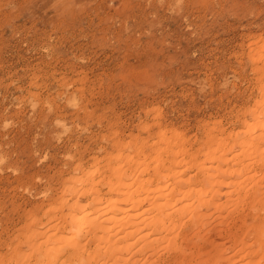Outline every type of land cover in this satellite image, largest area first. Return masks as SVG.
I'll return each instance as SVG.
<instances>
[{
	"label": "rangeland",
	"instance_id": "1",
	"mask_svg": "<svg viewBox=\"0 0 264 264\" xmlns=\"http://www.w3.org/2000/svg\"><path fill=\"white\" fill-rule=\"evenodd\" d=\"M263 40L264 0H0V264H264L261 173L259 195L223 196L200 224L183 213L170 230L145 227L128 251L105 256L90 233L81 249L65 242L72 202L111 197L123 170L130 183L129 157L149 156L140 177L166 169L151 162L160 133L202 161L200 144L241 129Z\"/></svg>",
	"mask_w": 264,
	"mask_h": 264
},
{
	"label": "bare ground",
	"instance_id": "2",
	"mask_svg": "<svg viewBox=\"0 0 264 264\" xmlns=\"http://www.w3.org/2000/svg\"><path fill=\"white\" fill-rule=\"evenodd\" d=\"M254 55H257L256 58H253L252 56L253 62L255 63H257L259 59L264 58V45L258 47V50L254 51ZM255 68L259 73L258 82L260 84V89H257L259 90V94L256 99H253L255 100L253 101L254 104L244 112L241 120V129L237 131L233 137L232 135L228 137L223 136L220 138H214L212 142L210 140L200 144L195 150V153L201 152L204 159L199 161L197 159V154H194V152L188 153L189 149L186 144L181 143L178 145L179 138H175V142H169L170 140L167 139L168 137L165 136V133H160L161 138L158 142H161V145L157 142L154 143L157 150H155L154 153L152 152V161H150L153 164L152 167L160 165L165 167L167 165L166 169H152L153 172H155L154 175L156 174L155 181L150 179V176L148 178L140 177V174L148 168V162H146V160L149 159V156L140 155L142 157H135V160L129 157L126 160L125 165L127 167L132 166L134 171H138L137 175L134 173H129L127 175L132 178L130 183H125L122 180L126 172L123 170L119 175L116 174V181L109 185L110 189L108 190L112 192L111 197L102 199L98 198L97 195H92L93 197L86 203H80L78 199L73 201L70 206L73 211L69 212V215L65 220L68 227L67 231L69 232V236L65 238V242L70 243L69 247H71L73 251L80 248L81 243L83 242L80 243L79 239L90 233V236L91 234L93 235V239L90 238L93 241L96 239L97 245H99L100 242H104L105 245H101L105 247V251L103 252L105 256H108L106 254L110 253L112 255L118 249L119 252L127 250L128 247L138 238L135 239L134 242L128 244L123 241L135 232L137 233V231H140L143 228L145 229V227L150 226L152 231L158 230L159 232L162 229L164 230V228L169 229L171 227V222H173L176 217L175 215L181 216L182 214L183 217L185 215H183V213H189L191 216L190 218L186 215V217L189 218L188 220L197 221L199 217H201L200 219L202 220L204 214L199 212V210H206V208L212 206L215 211L219 205L216 200L221 199L223 196L225 197L224 202H222V206L224 207L229 200L236 197H231L235 193L236 195L240 193L242 194L243 191L246 192L253 189V193L256 195L258 193L256 185L259 180L256 176L261 173L262 177L260 180H262L264 176V81L262 82L264 79V61L260 66ZM212 145L214 147H212ZM234 148H236L237 151L232 155L227 156V153L231 152ZM199 155L200 154L198 153V156ZM114 158L115 156H111L109 159L113 160ZM179 165H183L185 168L184 171L177 170V166ZM194 167H197L201 172L199 174L200 177L197 174L183 177L182 174L184 172L189 171ZM119 168H115L113 171L120 172L118 171ZM128 171L130 170L128 169ZM151 175H153V173ZM190 186L201 187L202 189H205L206 192L204 191V193L201 194L195 188L190 189ZM92 194L97 193L93 191ZM189 198L190 201H186L180 205L183 200ZM172 199L175 200V203H171V201H173ZM147 200L149 201V205L146 206V208H140L135 211V206H139L145 202L147 203ZM233 200L235 201V199ZM222 206L220 205L221 208H223ZM210 215L211 214H209V216ZM138 216L141 217L138 218ZM180 216H177L175 221L178 220ZM206 216L208 217L207 214ZM222 217L224 216H221V218ZM122 220H127V222H129L126 231L122 230ZM103 222H106L108 225H102L101 223ZM198 222L199 221H197V223ZM200 222L198 224H200ZM138 224H143V227H137ZM202 224L203 222L201 225ZM117 226L119 229L122 228V233L120 234L121 236L119 235V237L117 236L116 238L114 235V237L118 242H123L122 246L114 245L117 241H114L113 237V240H111V235L115 232L113 229L116 230L117 228V232L119 230ZM111 230L113 231L112 233H110ZM152 231L143 233L140 237H147ZM88 237V240H86V238L84 239V245L92 242ZM111 241L113 243H111ZM146 244L148 245L149 243ZM97 245L96 247H98ZM142 246L144 247L145 245L141 244V247ZM59 247L60 246L57 245L56 249L58 250ZM98 248L99 250H97V253L98 251L100 252L101 247ZM101 250L103 251L104 249ZM50 253L55 254L56 250H53ZM71 253L70 256L72 255ZM76 253H78V251ZM108 258H106V260ZM119 258L121 259L122 264H125L123 262H126L127 259H124L123 261V258L120 256L112 258V260H114L113 262L115 264H120L115 262ZM112 260H110L111 264Z\"/></svg>",
	"mask_w": 264,
	"mask_h": 264
}]
</instances>
